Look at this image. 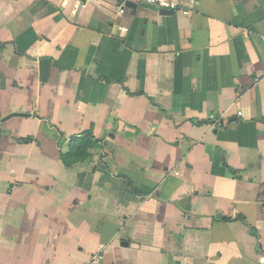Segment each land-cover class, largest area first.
<instances>
[{
  "label": "crops",
  "instance_id": "obj_1",
  "mask_svg": "<svg viewBox=\"0 0 264 264\" xmlns=\"http://www.w3.org/2000/svg\"><path fill=\"white\" fill-rule=\"evenodd\" d=\"M174 1L0 0V264H264V0Z\"/></svg>",
  "mask_w": 264,
  "mask_h": 264
},
{
  "label": "built area",
  "instance_id": "obj_2",
  "mask_svg": "<svg viewBox=\"0 0 264 264\" xmlns=\"http://www.w3.org/2000/svg\"><path fill=\"white\" fill-rule=\"evenodd\" d=\"M133 2V3H143L147 5H155L160 9H176L177 3L174 0H118V12L123 13L124 9L126 8V2ZM238 115L240 113L238 112ZM209 120L212 122V126L220 125L219 119L215 117L213 114L209 115ZM84 264H101V255L100 253H94L91 255L89 260Z\"/></svg>",
  "mask_w": 264,
  "mask_h": 264
},
{
  "label": "trees",
  "instance_id": "obj_3",
  "mask_svg": "<svg viewBox=\"0 0 264 264\" xmlns=\"http://www.w3.org/2000/svg\"><path fill=\"white\" fill-rule=\"evenodd\" d=\"M97 145L96 141L92 140L90 135H82L80 137H72L69 145V151L66 153H62L61 157L63 161L67 158L72 160H81L87 157L86 150L88 148L94 147ZM65 162H67L65 160ZM249 233L255 237H257V233L255 229L249 227Z\"/></svg>",
  "mask_w": 264,
  "mask_h": 264
},
{
  "label": "water",
  "instance_id": "obj_4",
  "mask_svg": "<svg viewBox=\"0 0 264 264\" xmlns=\"http://www.w3.org/2000/svg\"><path fill=\"white\" fill-rule=\"evenodd\" d=\"M125 4H126V6H133V5H134L133 2H129V1H127ZM165 11H166V12H173L172 9H165Z\"/></svg>",
  "mask_w": 264,
  "mask_h": 264
}]
</instances>
